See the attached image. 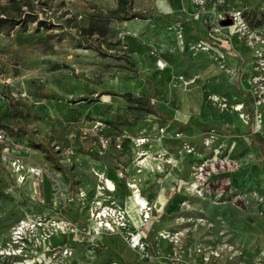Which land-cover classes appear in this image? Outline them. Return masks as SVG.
Here are the masks:
<instances>
[{
	"label": "rangeland",
	"instance_id": "1",
	"mask_svg": "<svg viewBox=\"0 0 264 264\" xmlns=\"http://www.w3.org/2000/svg\"><path fill=\"white\" fill-rule=\"evenodd\" d=\"M129 2L132 11L142 13L143 19L125 20L126 7L120 5V0H0V19L7 17L14 22L12 28L0 27V120L10 127H15L18 122L4 97L3 91L7 89L18 107L28 115L26 124L35 141L43 144L56 158L68 143L69 134L80 132L94 121L107 122L113 113L118 116L130 113L128 107L133 104L119 96L108 95L109 92L123 95L132 91L133 97L145 95L141 89L147 87V77L151 75L156 83L155 74L165 70L168 64L167 77L158 78V85L167 84L172 91L163 90L160 93L163 98L159 101L171 112L185 111L193 104L202 120L200 127L210 128L194 130V137L189 141L194 148L191 154L194 158L183 165L182 181L177 183L190 184L187 198H192L185 197L176 205L171 198L166 204L158 205L162 209L160 212H170L172 218L166 220L161 215L151 227L147 226L146 231L141 227L147 245L143 256L129 247L126 230H122L115 235L132 250L131 254L118 250L119 241L117 244L102 241L109 235L105 232L95 234L92 246L56 235L51 241L57 246L65 240L66 246L74 251L72 258H63L56 247L51 252L39 250L36 254L13 259L0 256V264H139L138 256L141 260L155 257L153 254L157 252L160 239L171 245L168 258L183 264H255L256 259L264 261V167L259 151L251 147L250 139L245 135L250 130L259 136L264 126V45L258 42L250 47L246 38L238 39L240 31L236 27L219 26V17L226 19L241 12L252 18L255 14L262 20L248 23L249 30L264 40V0ZM27 15L36 16V21L24 25ZM92 21L100 26L99 35L87 32ZM186 23L196 24L198 35L206 31L208 41L200 38L188 43L183 31ZM168 30L176 31L172 52L159 56L152 65L148 53H156L153 42ZM233 41L244 45L251 54L249 88L240 100L234 90L235 71L223 63L224 55L236 58L230 47ZM199 43L208 44L209 50L202 51ZM203 62L210 64L211 69L215 67V71L203 72ZM160 63L162 69L158 66ZM154 67L159 71L155 72ZM195 83L197 92L192 90ZM137 89L140 92L135 93ZM237 104H242L246 124L240 122L232 110L231 106ZM131 113L133 116L144 114ZM211 130L215 137L206 148L204 142ZM8 134L17 146L11 151L12 160L18 159L23 165L41 168L49 176L58 177L65 192H70L72 184L64 173H71L72 164L61 165L63 171H59L27 137L15 130ZM78 138L74 143L75 151L81 152L82 144L86 148L99 147L92 136L84 139L79 135ZM172 140L180 142V146L186 142L182 138ZM97 152L98 155L87 158L80 165L81 170L79 167L73 169L71 176L78 178L77 185L93 188L95 181L84 173L91 168H114L116 151L101 153L97 149ZM177 157L181 161L184 159L179 154ZM214 158L230 159L237 167L234 164L236 169L233 171L212 175L209 180L224 183L225 192L221 189L222 195L218 196L214 188L204 198L192 196L191 190L197 187L192 167ZM33 187L25 181L17 183L8 162L0 159L1 245L6 244L14 224L25 217L39 215L29 213L41 207L37 198L32 197ZM178 187H175L177 191ZM52 204L46 207L54 213L50 217L55 218L58 214ZM124 212L128 216V212ZM176 233H182L179 243L184 254L180 256L174 255L172 247L171 239ZM224 246L231 252L225 251L219 258L210 256V252L217 253Z\"/></svg>",
	"mask_w": 264,
	"mask_h": 264
},
{
	"label": "built area",
	"instance_id": "2",
	"mask_svg": "<svg viewBox=\"0 0 264 264\" xmlns=\"http://www.w3.org/2000/svg\"><path fill=\"white\" fill-rule=\"evenodd\" d=\"M262 12L264 13V8ZM224 19L225 16L219 17L220 21ZM230 19L232 20V25L230 27H236L240 31V36H238L239 40L246 38L248 41L247 44L250 47L254 43L258 42L264 45V40L260 39V37L249 30V25L245 21L241 12L233 13L230 16ZM219 41L220 43H223L225 39L224 41ZM198 47L202 51L209 50L208 44L203 46L202 43H199ZM256 54L259 58L262 57V54ZM162 68L163 67L161 66L160 69ZM255 79L256 78L253 79L254 83ZM111 131V127L106 122L98 120L94 121L90 126L80 129V132L77 131L76 133L69 134L67 140L68 143L62 148V150H60L59 155L56 157L58 164L60 166H70L72 164V159L76 154L74 143L78 141V136L80 135V138L84 139H87L88 136H92L94 141L98 144V148L101 153L109 151L110 148L116 152H121L123 151V147L126 143L132 144L136 149L133 163L135 167H137V172L139 173L141 168L149 159L148 152L143 147L154 139L149 137H137L126 131L112 136L108 134ZM166 133L165 127L159 128L157 130V137L155 140L161 141L166 136ZM182 136V133L175 132L171 137L172 139L178 140L181 139ZM214 137V131H209L208 137L204 142V146L206 148L211 145ZM0 147V159L4 162H8L17 183L22 184L27 177H30L33 181L35 193H39V189H41L43 183L45 181L48 182L50 193L48 205L53 203L52 205L54 210L57 211L58 214V217L55 218L47 215H35L32 217H25V219L18 221L10 228L6 244H0V256L13 259L21 256L36 254L39 250L40 252H51L58 247V249L61 250L63 258H72L74 253L72 248L67 247L66 244L55 246V242L51 241L56 235L66 236V238H70L76 243H88V246H92V242L95 241L94 236L97 233L105 232L110 235L116 234L118 231L126 230V213L122 210L114 208L109 202V194L115 191V184L113 181L107 179L104 174L92 171V175L96 179V185L91 198H89L88 194L81 188L65 192L61 180L58 177L49 176L48 173L41 168L23 165L18 159L12 160L11 151L13 150V147L16 149L17 146L14 145L10 135L1 128ZM180 150L187 155L194 153V148L187 142L182 143ZM156 158L162 159L167 164L171 163L170 159L165 158V156L158 155ZM234 164L235 163H233L230 159L214 158L205 160L192 167L194 183L197 187L192 189L190 194L195 197L204 198L206 193L210 190L214 191L215 188L214 192H216L218 196H221L222 193L220 190H224V186L226 185L221 183V181L210 182L209 180L212 175H217L221 172L233 171L236 167V164L235 167ZM114 170L117 181H123L125 186L130 189L132 200L135 202L143 222L142 226L145 227L146 224L152 222L154 219L156 220V218L152 215L154 210L153 206L142 197L137 186L129 182L126 167L117 160L114 164ZM223 192H225V190ZM41 203L43 204V202ZM72 208H75L78 211H86L87 220L90 222L91 227H88L86 224L81 225L75 219H71L67 216V213L69 210H72ZM125 235L127 237L126 241L128 242L129 247L139 251V255L143 256L147 245L143 241L142 234L126 231ZM181 235L182 233H176L172 237L171 241L173 243V250L174 246L179 243V236ZM230 250L231 249H227V247L224 246L220 248L217 253L210 252V256L219 258L220 254L225 251L231 252ZM141 256H138L139 260H141ZM255 264H264V261L256 259Z\"/></svg>",
	"mask_w": 264,
	"mask_h": 264
},
{
	"label": "crops",
	"instance_id": "3",
	"mask_svg": "<svg viewBox=\"0 0 264 264\" xmlns=\"http://www.w3.org/2000/svg\"><path fill=\"white\" fill-rule=\"evenodd\" d=\"M196 29L197 25L194 23H186L185 25H183V31L187 35L185 36V38L188 43L200 40V38H204V40H207V32H200L199 36L198 33H196ZM228 30L230 31V29ZM175 33V30H168L166 31V33H161V35L159 34L160 37L157 38L158 40L153 42V46L156 49V53H148L150 64L154 65L155 61L160 58L161 55L170 54L172 52L171 49L173 48V45L175 43ZM164 38L168 40H165ZM230 47L233 49V54H235L236 58L224 55L223 63L229 69H233L235 71L234 90L236 92V97L240 100L245 97L247 89L249 88L248 78L251 68V54L244 45L236 41H233ZM167 66L168 64L166 65V68ZM154 68L155 72L159 71L156 67ZM166 68L160 73L155 74V76L157 77L156 83L155 78L149 75L146 79V81L148 82V85L145 88L146 90L141 89L142 91H145V93H143L145 95L137 96L149 99L151 101V104L155 107L157 114L144 113L143 115L133 116V114L131 113L132 110H129L130 113H123V115L121 116H126L127 120L129 121V123H131V125L123 126V120L121 116H118L116 113H113L110 117H108L107 122L113 123L116 127H118L117 125L121 124V126L117 128L120 129L119 131H126L137 137H149L151 139H154L149 144L143 147L148 152L149 159L141 168V171L139 173L137 172V167H135L133 163V158L136 149L132 144L126 143L123 147V151L117 152L116 155L117 160L124 163V166L126 167L127 178L129 182L135 184L140 190L142 197L154 207V210L152 212L153 217L159 219L162 215L167 220L168 218H172V213L167 212L163 214L162 212H160L162 210L161 207H159L160 205L166 204L171 198H173L174 205L178 204V202L185 197L186 199L192 198L190 196L187 198V192H189L191 185L183 184L182 182L178 185L177 183L182 181L180 178V172L183 170V165L191 163L193 161L192 159L194 158L193 155H184L178 147L180 146V142L176 143L175 140H172L170 138V136L175 132H182V139L187 143H190L189 141L194 137V130L201 128L200 126H202V120L199 117L198 109L191 103V106H187V109L185 111L171 112L170 108L166 104L159 101L163 98L160 94L163 90H166V92L172 91L171 86L167 84L163 87L162 83H159L158 85V78H160L161 80V78H163L165 75L167 77V73L165 72L167 70ZM214 68L215 67H212L211 69L210 64L208 63L203 62L201 64V70H203V72L205 73L214 72ZM197 88V84H194L192 88V90H194L193 92H196ZM134 92L137 93L140 91L139 89H137ZM128 93L132 94V91H128ZM134 119H136V121L133 122ZM161 127L166 128L167 136H165L161 141H156L155 139L157 137V130ZM111 129L112 131L108 133L109 135L113 136L120 133L115 127H111ZM201 129L210 130V128L208 127H203ZM245 135L248 136L250 142L252 138L257 142V144H250L252 148L257 149L259 151V154L262 157L261 165L263 166L264 156L260 151L259 145L264 146V126L262 127L259 136L253 135L250 130H248ZM82 146V151H76V154L72 159V165L70 167L71 173L64 174V176H66V180L70 182V184H72L70 185L69 190L73 191L76 188H81L88 194V197L91 198L94 192L96 180L93 175L90 176L89 174H92V171L104 174L107 179L113 181L115 184V191L109 194V202L113 205L114 208L128 212V216L126 215V231L131 233H141L143 235L145 232H140V229L142 227L141 217L139 215V212L137 211V208L134 207L133 200L131 197V191L125 186L123 181H117L114 168L104 167L102 170H94V168H91L89 171H85L84 173L95 181V183L93 184V188H87L82 184L77 185L78 178L75 176H71V174L73 173V169L79 167L78 169L81 170L80 165L87 158L95 157L99 154L97 152V149L99 150L98 147L89 146L86 148L84 147V144H82ZM110 151L114 150L110 148L108 153ZM178 154L181 155L182 159L184 158L182 161L181 159H178ZM158 155L165 156V158H169L171 163L167 164L162 159L156 158ZM169 170L170 172H168ZM57 173L61 174V172ZM26 182L33 184V181L30 177L26 178L25 183ZM176 186H179L178 191L175 189ZM39 190V193H35V188L33 187L34 195H32V197L37 198V201L41 207L35 208L29 213L47 216L54 215L50 207H46L49 203L50 194L48 182L45 181L41 189ZM41 202H43V204ZM67 216H69L71 219H75L81 225L86 224L88 227L91 226L90 222L87 220L86 211L84 210L78 211L77 209L72 208V210L67 213ZM138 221H140V224ZM153 221L155 222L157 220L154 219ZM153 221L146 224L143 230L146 231L147 226L151 227V223H153ZM103 240H108L112 243L116 242L115 244H117V242L119 241L120 243L117 244L118 250L127 252L128 254L132 253V250L128 248L125 242L118 235H105L102 238V241ZM170 249L171 245H169L167 241L160 239L157 244V252L154 255L155 257H153L151 260H147L146 263L144 262L143 264H174V262L177 261H173L172 259L168 258V255H170Z\"/></svg>",
	"mask_w": 264,
	"mask_h": 264
},
{
	"label": "trees",
	"instance_id": "4",
	"mask_svg": "<svg viewBox=\"0 0 264 264\" xmlns=\"http://www.w3.org/2000/svg\"><path fill=\"white\" fill-rule=\"evenodd\" d=\"M120 5L121 6H125L126 7V18H124L125 20H128L129 18L131 19H143V14L138 12V11H132L131 7H130V2L129 0H120ZM4 13V12H3ZM254 14V13H253ZM245 21L247 23H260L262 20L259 19V17L257 15L254 14V16H251L252 18H249L248 15H243ZM255 17V18H254ZM264 17V15L262 16ZM36 16H30L27 15L25 17V21H24V25L27 24H33L36 21ZM96 22L92 21L88 27H87V32L89 33H93V34H97L99 35V31L98 29L100 28V26H96L95 25ZM14 25V22L12 19H8L7 17L4 19H0V27H9L12 28ZM101 32V31H100ZM4 97L7 99V101L9 102V105L12 107V112L14 114V116L17 117L18 122L14 125L15 127H10L9 125H7L6 123H4L2 120H0V128L4 129L7 133H13L14 130L16 131V133L24 135L25 137H27L28 141L30 142V144H32L35 148H39L44 152V155L46 156V158L51 161V163L54 165V167L59 170V171H63V168L58 164L56 158L54 157V155L48 151V149H46V147L35 141L34 137H33V132L27 127L26 124V120L28 119V115L18 107L16 100L14 99V97H12L9 93L7 89H4L3 91ZM108 95H115V96H119L122 99L125 100V102L127 103H132L133 106L132 107H128V109H130V111H138V112H143L145 114H157L155 107L151 104V101L147 98L144 97H133L132 94L130 93H125L123 95H117L116 93L113 92H109ZM122 118V124L123 126H129L131 125V123H129V121L127 120L126 116H121ZM136 121V119L133 120V122ZM109 126L111 127H115L116 129L121 126V124L117 125L118 127H116L113 123L110 122H106ZM120 129H117V131H119ZM120 133L125 132V131H119ZM119 133V134H120ZM254 135V134H253ZM252 135V136H253ZM251 144H257V142L252 138L251 139ZM260 151L264 156V146L263 145H259ZM263 166H264V161H263ZM65 240L60 241L59 244H65L64 243ZM155 254H153L154 256ZM147 260H137V262L139 264H143L144 262L146 263ZM142 262V263H141ZM148 264V263H147ZM169 264H173V263H169ZM174 264H183L179 261L174 262Z\"/></svg>",
	"mask_w": 264,
	"mask_h": 264
},
{
	"label": "bare ground",
	"instance_id": "5",
	"mask_svg": "<svg viewBox=\"0 0 264 264\" xmlns=\"http://www.w3.org/2000/svg\"><path fill=\"white\" fill-rule=\"evenodd\" d=\"M163 64L160 63L159 66L161 67ZM163 67V66H162ZM200 78V77H199ZM196 84V83H195ZM117 89V87H116ZM194 91V90H193ZM197 92V91H196ZM217 100V99H215ZM232 107V110L234 113L237 114V117L240 119L239 121L246 124L247 123V116L244 114V112H242V104H237V105H233L231 106ZM136 179V178H135ZM133 204H134V207L137 208L135 202L133 201ZM135 208V209H136ZM138 211V210H137ZM130 228V227H129ZM109 234V233H107ZM183 249V247L180 245V244H176L174 246V255L176 256H180V255H183L184 254V251L181 252V250ZM186 252V251H185ZM186 254V253H185ZM185 259V258H184Z\"/></svg>",
	"mask_w": 264,
	"mask_h": 264
},
{
	"label": "water",
	"instance_id": "6",
	"mask_svg": "<svg viewBox=\"0 0 264 264\" xmlns=\"http://www.w3.org/2000/svg\"><path fill=\"white\" fill-rule=\"evenodd\" d=\"M231 25L232 20L229 17L219 22V26L223 28L230 27Z\"/></svg>",
	"mask_w": 264,
	"mask_h": 264
}]
</instances>
